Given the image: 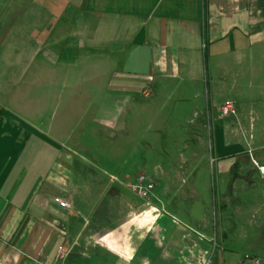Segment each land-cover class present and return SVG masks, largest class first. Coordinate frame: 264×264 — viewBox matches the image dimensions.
I'll return each instance as SVG.
<instances>
[{
    "label": "crops",
    "instance_id": "obj_1",
    "mask_svg": "<svg viewBox=\"0 0 264 264\" xmlns=\"http://www.w3.org/2000/svg\"><path fill=\"white\" fill-rule=\"evenodd\" d=\"M97 2L89 25L72 23L69 0H0V264H226L225 256L228 264H247V253L240 258L238 246L226 243L223 213L217 226L210 203L198 202L205 166L191 148L176 146L205 142L202 134L182 129L170 152L159 115L164 103L204 87L211 96L230 93L234 112L220 134L212 115L197 127L219 136L218 188L245 190L242 143L264 162L263 146L253 147L261 138L244 129L264 127V0ZM119 63L130 73L104 70ZM106 73L116 81L104 86ZM141 90L140 110L154 112L153 136L149 161L142 159L134 178L127 134L134 132V104L119 96ZM248 95L255 105L246 111ZM177 159L167 174L177 180L168 185L167 161ZM223 201L221 212L233 206L250 224L264 218L246 196ZM242 231L237 238L249 239Z\"/></svg>",
    "mask_w": 264,
    "mask_h": 264
},
{
    "label": "rangeland",
    "instance_id": "obj_2",
    "mask_svg": "<svg viewBox=\"0 0 264 264\" xmlns=\"http://www.w3.org/2000/svg\"><path fill=\"white\" fill-rule=\"evenodd\" d=\"M57 1V0H56ZM110 1V0H106ZM69 4H66L67 8V14H70V18L72 20V23H75V21H78L80 19L88 21L89 25L91 23H94L96 16L95 11L97 7V0H69ZM107 3H105L106 5ZM109 5V3H108ZM109 7V6H108ZM78 9L83 10L85 12L84 14H78ZM115 65V64H113ZM111 68V69H110ZM104 70H108L109 72H120L124 75L130 73L129 69L126 70V68L123 69L122 63L116 64V67L109 66L108 69L104 68ZM115 73V72H113ZM114 81L112 80L111 73H106L103 78V85L107 86ZM120 83H130L132 82L130 79L127 78H120ZM122 90H126L125 87L121 88ZM146 89V88H144ZM143 90L134 93V95H126V94H120L119 99L123 100L124 103H127L128 107H132L134 104V114L130 113L128 117V121L134 120L135 127L133 128L134 132H131L129 129V132L127 133L129 137H133V145H134V151L129 149L128 151L131 154V157H128L129 162V168L131 170L130 174L137 178V175L139 171V164L142 162V159H145L144 161H149L150 151L146 149V140L149 138V136H153V133L151 130H149V126L152 123V116L154 112H148L141 111L140 106L143 104H146V97L143 95ZM144 94L146 95V91H144ZM233 98V96L230 93H227L223 90H221L218 93H215L211 96L209 91L204 87L200 90V94L197 96L195 93H187L179 95L178 98H176L175 102L169 101L164 103V108L160 112L159 117L161 118L160 122H162L161 127V136L163 138V145L167 148L170 152H175L173 140L176 138H179V134L183 133L182 129H190L192 133H201L202 139L205 142H184V143H177L176 146L178 149H184L191 148L193 152L195 153L196 157L198 156V162L200 167L205 166V171H201L199 173V184L200 186L206 185L204 189L200 192V196L198 198L199 204L202 202H207V204L210 203V210H209V216L212 220L211 222H215L218 225L219 223V214H222L225 218L223 221L226 227V232L231 231L230 238L226 240L227 244H233L235 246H238L237 249L240 251L238 257H244V253L246 252L247 255L245 257L246 263L250 264L251 261L254 262V264H264V218L261 219L262 222L257 224H250L249 218L247 216H240L237 208L231 206L228 211L221 212V206L224 203L223 198L230 201V204L237 199H243V197L249 198L251 201H256V207L258 206L260 211L264 212V198H262L259 194L260 186H264V177H262L257 169V166L253 163L252 159H254L259 165L264 167V162H259V160L256 158V155L254 153V150L251 149L249 146L246 147V143H242V151L237 156L238 161L241 164V167L243 171L246 173L247 178L250 177V183L248 184H242L244 185L243 189L245 190H239L236 192L237 195H235V192L232 191H223L222 187L220 186L218 188V182H222V178L218 177L217 174V161H222V159L219 156H222L223 154L219 153V149L221 146L219 136L212 135V137H209L208 135V129H211L210 127H197L201 122H205L207 125V119L209 117H214L215 119H220L219 121L215 122L217 125V133L220 134L221 126L223 127L225 125V122H227L231 117L229 116H222L219 113V107L223 104V102L226 100V98ZM208 103L209 108L208 109ZM243 105L247 108L253 107L255 105V101L253 96H245V98L242 100ZM212 106V107H211ZM245 114V112H244ZM247 114V113H246ZM233 116V115H231ZM247 119V118H245ZM213 122V121H212ZM213 124V123H212ZM239 127H235L234 129L238 132ZM244 129H249L253 134H256L259 138H261L262 141L260 143H254L253 147L258 146L261 144L264 148V127H260L257 124L253 127L250 126H244ZM234 130V131H235ZM235 131V132H236ZM123 134L118 135V138H122ZM145 136V137H144ZM142 138H144L142 140ZM158 145V144H156ZM181 147V148H180ZM126 151V150H124ZM218 152V153H217ZM264 153V149H263ZM228 155L225 157V161L229 160L230 158ZM132 158V159H131ZM147 159V160H146ZM196 160V159H195ZM232 160V159H231ZM151 161V160H150ZM169 161V162H168ZM168 165L166 166L165 175L168 180V185L173 184L176 178H173V175H167L171 169L173 170L174 167L179 166L180 160L170 161L168 160ZM187 165V162H183V167L185 168ZM115 167V166H111ZM169 171V172H168ZM142 177V175H140ZM139 177V178H140ZM186 177V176H185ZM171 178V179H170ZM219 178V180H218ZM239 184V181H235V183ZM237 184V185H238ZM233 185V183H232ZM234 185V186H237ZM204 187V186H203ZM135 188V187H134ZM247 189V190H246ZM136 190V188H135ZM186 193V192H184ZM183 193V194H184ZM220 194H223L224 196H221ZM235 195L234 197L232 195ZM212 201L215 205L212 204ZM251 207V206H246ZM223 209V208H222ZM199 210H201V207H199ZM248 210V209H247ZM250 211H255L257 208H249ZM264 215V213L262 214ZM249 216V215H248ZM233 229L230 227L232 224ZM239 223V224H237ZM242 225H246L244 230V233H248L249 239L247 240H240L237 238L239 234L241 233V227ZM259 227L258 229H255ZM229 226V227H228ZM249 227V229H248ZM253 227V228H252ZM247 228V229H246ZM256 231L255 234L259 237L257 240H254L253 238H250L251 229ZM232 229V230H231ZM249 230V231H248ZM219 232V231H218ZM243 232V231H242ZM234 237V238H233ZM257 242V243H256ZM224 260L227 262L226 256L224 257ZM249 262V263H248Z\"/></svg>",
    "mask_w": 264,
    "mask_h": 264
},
{
    "label": "built area",
    "instance_id": "obj_3",
    "mask_svg": "<svg viewBox=\"0 0 264 264\" xmlns=\"http://www.w3.org/2000/svg\"><path fill=\"white\" fill-rule=\"evenodd\" d=\"M219 110H220V113H221L223 116H228V115H230V114H232V113L234 112V107H233V104H232L231 101L226 100V101H224L223 104L220 106ZM252 161H253V163L257 166V169H258L260 175H261L262 177H264V167L261 166V165H259L254 159H252ZM139 179L142 180L143 177H140ZM147 187H148V189H150V188H152V185L149 184ZM133 189L135 190V188H133ZM136 191H137V193H138L140 196H142V197L146 196V191H144V190H137V189H136ZM54 201H55L56 203H58L59 205L63 206V207H68V206H69V203H68L67 201H65V200H62L61 198L55 197V198H54ZM62 251H63V248L60 247V248H59L60 255H62ZM204 264H212V263L208 260V261H206Z\"/></svg>",
    "mask_w": 264,
    "mask_h": 264
}]
</instances>
